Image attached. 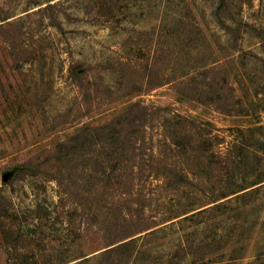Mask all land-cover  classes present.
<instances>
[{
	"label": "rangeland",
	"instance_id": "rangeland-1",
	"mask_svg": "<svg viewBox=\"0 0 264 264\" xmlns=\"http://www.w3.org/2000/svg\"><path fill=\"white\" fill-rule=\"evenodd\" d=\"M244 1L218 11L220 0H0V264H264V0ZM48 2L61 30L42 11ZM75 62L92 77L86 115L89 97L70 78ZM215 63L242 113H220L175 87ZM138 85L153 90L131 94ZM138 100L189 116L235 158L218 178L200 164L178 195L153 189L148 208L160 215L132 221L124 232L133 244L102 256L90 217L58 195L54 179L83 190L87 174L51 154ZM219 179L233 185L214 207Z\"/></svg>",
	"mask_w": 264,
	"mask_h": 264
},
{
	"label": "trees",
	"instance_id": "trees-1",
	"mask_svg": "<svg viewBox=\"0 0 264 264\" xmlns=\"http://www.w3.org/2000/svg\"><path fill=\"white\" fill-rule=\"evenodd\" d=\"M220 1L218 11L226 5V0ZM253 1L245 0L244 3L250 6ZM56 7L55 3L48 2L42 11L48 13L50 24L61 30ZM158 58H164V54L153 58L151 68L155 67ZM200 70L197 75L201 82L196 75L191 81L185 78L176 82L175 87L182 88L187 97L197 98L199 103L211 106L220 113H242L243 103L235 98V88L223 64L215 63ZM70 78L89 97L85 103L88 108L83 113L86 115L94 107L93 92L89 87L92 80L90 71L81 62H75L70 67ZM151 90L152 86L138 85L130 93L140 95ZM202 128L200 123L187 115L138 100L110 121L85 127L57 145L51 156L60 158L64 154L69 161L75 162L79 171L87 174L86 178L83 176L81 187L89 186L78 190L73 184L54 178L58 195L70 199L84 222L90 217V224L96 229L97 243L104 245V250L100 252L102 256L119 254L133 244V239L127 240L132 237L131 232H124L125 226L132 221L144 220L147 215H160V212L157 214L148 208L153 204V189L161 199L164 193L178 195L192 185L191 177L198 173L200 164L205 165L207 175L218 169L219 172L213 175L218 178L221 171L231 161L234 162L233 147H226L224 152L216 150L219 143L202 132ZM207 178L210 181L211 177ZM217 184L219 194L214 207L223 205L221 200L230 193L233 185L226 180ZM191 211L173 209L169 212L178 217ZM201 211L204 209L198 213Z\"/></svg>",
	"mask_w": 264,
	"mask_h": 264
},
{
	"label": "water",
	"instance_id": "water-1",
	"mask_svg": "<svg viewBox=\"0 0 264 264\" xmlns=\"http://www.w3.org/2000/svg\"><path fill=\"white\" fill-rule=\"evenodd\" d=\"M6 178H7V176L5 175V176H4V179L6 180Z\"/></svg>",
	"mask_w": 264,
	"mask_h": 264
}]
</instances>
